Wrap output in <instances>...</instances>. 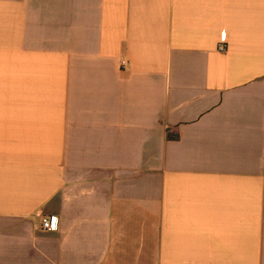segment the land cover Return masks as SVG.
<instances>
[{
    "label": "crops",
    "instance_id": "1",
    "mask_svg": "<svg viewBox=\"0 0 264 264\" xmlns=\"http://www.w3.org/2000/svg\"><path fill=\"white\" fill-rule=\"evenodd\" d=\"M0 264H264V0H0Z\"/></svg>",
    "mask_w": 264,
    "mask_h": 264
},
{
    "label": "built area",
    "instance_id": "2",
    "mask_svg": "<svg viewBox=\"0 0 264 264\" xmlns=\"http://www.w3.org/2000/svg\"><path fill=\"white\" fill-rule=\"evenodd\" d=\"M227 43V38L226 35H223L221 44H220V51H224L225 49V44ZM122 69L126 70L128 68V62L127 61H122L121 62ZM60 228V222L59 219L54 217L50 219L44 220V223L42 225V229L44 231H58Z\"/></svg>",
    "mask_w": 264,
    "mask_h": 264
}]
</instances>
